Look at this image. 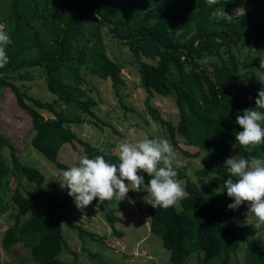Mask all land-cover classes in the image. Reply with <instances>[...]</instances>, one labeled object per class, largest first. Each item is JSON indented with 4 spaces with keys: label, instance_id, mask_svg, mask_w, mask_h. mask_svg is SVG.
Masks as SVG:
<instances>
[{
    "label": "trees",
    "instance_id": "trees-1",
    "mask_svg": "<svg viewBox=\"0 0 264 264\" xmlns=\"http://www.w3.org/2000/svg\"><path fill=\"white\" fill-rule=\"evenodd\" d=\"M0 24L12 41L6 47L9 62L0 68V88L13 92L17 105L30 117L31 144L54 161L59 171L71 167L58 159L65 141L73 146L80 143L89 158L101 155L108 162H118L115 153L82 139L70 127L71 122L84 120L81 112L96 115L95 99L83 87L86 72L110 78L118 95L124 83L122 60L107 52L105 26L127 45L140 85L147 92L144 104L152 118L166 126L175 144L179 133L188 144L209 153L195 174L216 175L223 191L228 173L225 162L216 159L231 147H236L238 156L264 158V144L249 152L235 141V131L242 130L235 123L236 116L255 107L258 86L252 72L259 54H264V0H219L211 7L205 0H0ZM205 56L211 59L202 61ZM34 72L43 76L54 94L52 99L33 96L16 81L31 79ZM154 92L173 95L179 114L176 123L151 103ZM41 108L51 115L45 116ZM5 146L9 162L2 151ZM179 148L185 155L195 153ZM177 172L178 177H185L181 168ZM12 173L17 180L8 199ZM140 174L147 183V174ZM23 177L32 185L25 186ZM43 177L39 168L20 160L18 146L0 131V212L11 203L14 208L13 222L4 229L1 245L15 251L13 245L22 242L34 264H76L59 256L67 245L63 224L75 227L80 235L95 233L64 213L72 198L59 200ZM184 187L186 195L179 205L145 207L150 230L159 234L173 262L185 263L195 252L204 264L213 258L216 264H231L232 254L244 242L250 250V264H264L263 243L249 238L247 229L238 231L223 216L230 214L187 175ZM94 202L98 205V198ZM113 210L105 211L111 225L119 217Z\"/></svg>",
    "mask_w": 264,
    "mask_h": 264
},
{
    "label": "rangeland",
    "instance_id": "rangeland-1",
    "mask_svg": "<svg viewBox=\"0 0 264 264\" xmlns=\"http://www.w3.org/2000/svg\"><path fill=\"white\" fill-rule=\"evenodd\" d=\"M230 13V11H227ZM106 42L107 52L112 57L122 60L124 67L121 74L124 83L120 87V94H116L112 87L110 78H101L96 74L86 72V82L83 83L85 91L95 99L92 106L96 115L81 112L84 118L81 122H71L70 127L77 136L92 144L111 151L118 156V145L122 142H137L142 139L166 138L177 154V158L186 161L185 167L181 168L186 173L189 169L192 175L190 180L197 183L202 190L207 192L212 202L224 209L230 215H223L226 219L234 222L238 231L248 230L249 238L264 244V227L255 229L251 217H247V203L236 210L228 209L230 200L224 192H221V183L216 175H197L194 169L201 166L209 159V153L199 150L195 145L188 144L184 137L176 133L175 144L169 137L166 126L152 118L144 104L146 90L140 85L139 72L131 62L130 51L127 45L114 38L107 27L102 29ZM264 57V54H259ZM257 57V56H256ZM260 57L252 74L254 76L255 95L264 87V69L260 68ZM211 59L205 56L201 60ZM242 68V67H241ZM244 71V70H242ZM16 81L33 96L42 99H52L54 94L47 89L43 76L34 72L31 79ZM259 89V91H258ZM153 105L159 108L161 115L176 123L178 120V108L172 94L154 92L150 97ZM45 116L51 112L45 108L40 109ZM0 131L8 136L18 146L20 160L34 165L43 173V183L54 189L59 200L68 196L67 189H61L58 180L60 171L55 162L43 155L30 142L33 130L30 127V117L25 110L20 108L15 100L13 92L8 88H0ZM179 147L185 148L193 155H185ZM2 151L10 161L9 148L5 146ZM199 151V152H198ZM198 152V153H197ZM236 147H231L217 162H225L227 158L236 155ZM84 156L82 145L78 142L73 146L65 141L58 150V159L70 166L78 165L79 158ZM185 177H178L184 187ZM25 186L32 183L26 178H21ZM17 175H9L6 189V197L9 199L10 191L16 185ZM207 182V183H206ZM127 183V181H125ZM185 188V187H184ZM186 192V190H185ZM218 194L216 197L213 194ZM144 191L130 190L123 201L113 199L105 201L104 208L93 201L83 210L78 209L73 199L64 213L70 216L74 222L95 233L94 236L83 233L79 234L75 227L63 224V235L67 245L63 246L59 256L66 260H75L76 264H204L200 262L196 253H191L185 263L173 262L169 257V250L162 244L158 233L152 232L149 226V217L145 212L146 202ZM209 195H207L209 197ZM129 200L135 203H129ZM179 205V201L176 203ZM115 208L114 213L118 215L111 225L105 216L108 208ZM13 204L6 211L0 212V238L4 229L13 222ZM15 251L5 250L0 242V261L2 264H34L28 248L22 242H16ZM201 260V259H200ZM251 254L244 242L232 254L231 264H250ZM206 264H216L215 258Z\"/></svg>",
    "mask_w": 264,
    "mask_h": 264
},
{
    "label": "clouds",
    "instance_id": "clouds-1",
    "mask_svg": "<svg viewBox=\"0 0 264 264\" xmlns=\"http://www.w3.org/2000/svg\"><path fill=\"white\" fill-rule=\"evenodd\" d=\"M205 2L211 7L219 0ZM11 43L5 25L0 24V68L9 62L6 47ZM260 68L264 69V57H260ZM260 110H264V87L257 94L255 107L244 109L243 114H238L235 119L242 129L235 131V141L249 152L252 147L264 144V112ZM185 165L186 161L177 158L168 139L146 138L135 143H120L116 163L108 162L101 155L94 158L82 156L78 165L60 171L57 182L62 190H68V196L81 210L97 198L98 205L113 199L123 201L130 190L146 192L144 200L147 204L155 209H167L186 195L185 188L177 179V169ZM224 168L228 176L222 183L223 191L226 190L233 201L227 205L228 209L236 210L247 203L246 215L251 217V225L261 229L264 227V158L234 155L226 159ZM141 172L149 177L147 183ZM186 175H192L191 169ZM129 203L135 201L129 200Z\"/></svg>",
    "mask_w": 264,
    "mask_h": 264
}]
</instances>
